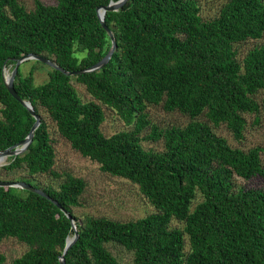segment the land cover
<instances>
[{"label": "trees", "instance_id": "1", "mask_svg": "<svg viewBox=\"0 0 264 264\" xmlns=\"http://www.w3.org/2000/svg\"><path fill=\"white\" fill-rule=\"evenodd\" d=\"M117 1H36L27 11L20 0H0V152L24 140L35 123L6 90L3 66L34 54L67 72L89 69L111 47L96 10ZM104 21L116 49L100 70L70 77L36 61L47 70L36 85V68L24 76L19 67L14 89L40 124L26 151L0 167V181L41 188L72 216L78 237L65 264H118L105 248L109 242L132 251L133 264H264V190L235 183L264 177V151L231 148L211 128L225 125L240 141L244 115L264 110V41L241 59L236 47L264 38V0H225L211 20L202 19L195 0H127ZM73 80L91 101L82 102ZM101 105L130 130L104 135ZM159 105L189 122L157 129L146 110ZM43 115L102 173L136 185L156 212L127 222L76 217L86 184L54 169ZM141 140H162L164 150H145ZM173 220L182 229H171ZM71 236L70 221L51 201L0 187V244L11 238L27 247L12 264H59Z\"/></svg>", "mask_w": 264, "mask_h": 264}, {"label": "rangeland", "instance_id": "2", "mask_svg": "<svg viewBox=\"0 0 264 264\" xmlns=\"http://www.w3.org/2000/svg\"><path fill=\"white\" fill-rule=\"evenodd\" d=\"M36 1L47 6L54 4V0H20V4L27 11H31L34 9ZM195 1L200 8V16L204 20L215 18L222 5L225 3V0ZM263 41L264 38L260 41L249 40L237 45L239 59L243 58L249 50ZM39 67L36 61L30 60L23 62L20 65V70L25 76L31 69L36 68L33 74L34 83L40 85L47 79V70L45 68L39 69ZM12 69V65L6 66L4 74H6L7 77L10 76ZM72 85L76 89L82 102L92 100L81 85L74 82V80L72 81ZM259 97L260 95L257 97L258 101L260 100ZM101 107L104 112V121L101 125V131L104 135L110 136L118 132L130 130L118 118L114 111L102 105ZM146 112L151 125L156 126L159 130L169 129L171 127H184L189 122L187 116L176 111L171 113L165 112L160 105L148 106ZM43 117L48 124L50 137L54 143V169L59 174H71L79 177L83 179L86 184L80 199L82 206L73 209V213L76 217L80 218L83 215H91L127 222L143 218L156 212L141 195L136 185L125 179L102 173L95 162L83 158L79 153L74 151L69 143L56 132L54 124H52L46 116L43 115ZM244 118L245 128L243 137L240 141H236L233 138L232 133L225 125H219L216 128L211 125V128L217 136L226 139L231 148L239 149L243 152H247L254 148H259L264 151V110L260 109L256 114H246ZM200 120L205 121L203 117H201ZM150 132V128H148L140 137L148 135ZM140 144L143 149L156 153H161L164 150L162 140L157 142L141 140ZM7 163L8 161L6 160L4 164L6 165ZM261 163L264 171V153L261 154ZM235 183L237 188L244 187L264 190V177H255L249 181L235 179ZM182 227L183 224L175 220L170 224L171 229H182ZM185 243L187 244L186 239ZM26 248L24 244L19 243L15 239L9 238L3 240L0 244V254L5 257V262L3 264H12V261L19 257ZM105 248L116 259L118 264H133L134 255L132 251H127L124 247L113 242L107 243ZM185 249H187V245Z\"/></svg>", "mask_w": 264, "mask_h": 264}, {"label": "water", "instance_id": "3", "mask_svg": "<svg viewBox=\"0 0 264 264\" xmlns=\"http://www.w3.org/2000/svg\"><path fill=\"white\" fill-rule=\"evenodd\" d=\"M126 2H127V0H119L117 2H110L105 7L97 8L96 13H97L98 20L100 22V25L105 30V32L107 33V35L109 36V38L111 40V47H110L108 53L106 54V56L101 61H99L97 64L90 67L89 69L77 71V72H67V71L62 70L53 61H51L45 57H41V56L34 55V54L26 55V56L20 58L19 60L15 61L12 72H11L10 76H8L7 78L5 77V74H4V70H5L6 66H3L2 77H3V81L5 84L6 90L18 103H20L22 105V107L27 109L29 114L35 119V123L32 126L31 130L29 131V134L27 135V137L24 140H22L21 142H19L18 144H16L15 146H13L11 148H8L6 150L1 151L0 156H5L7 158L12 157L14 159L18 155H21L22 153H24L32 141V137L34 135L35 130L37 129V127L40 124V118L38 115L35 114L30 102L22 100L18 96V94L16 93V91L14 89L13 82L16 78V75H17V72H18L20 65L23 62L30 61V60L37 61V62L43 63V64L49 66L50 68L57 70V71L61 72L62 74L66 75V76H70V77L77 76L79 74H84V73L100 70L103 66H105L109 62L113 52L116 49L115 38L113 36L111 29L105 24L104 15L107 12H116V11L120 10L125 5ZM4 165L5 164H2V165H0V167H2ZM0 187L16 188V189H21L24 191H28V192L37 194V195L44 197L45 199L51 201L54 205H56L63 212V214L70 221L71 229L73 230V236L67 237L66 245H65L63 254L59 257V264H65L64 255L66 254L67 250L74 244V242L76 241V239L78 237V231H77V228L75 226V222H74L72 216L67 211L61 209V207L58 205V203L56 201L52 200L47 194H45L41 188H34L33 186H31L29 184H26L24 182H17V181H8V182H1L0 181Z\"/></svg>", "mask_w": 264, "mask_h": 264}, {"label": "bare ground", "instance_id": "4", "mask_svg": "<svg viewBox=\"0 0 264 264\" xmlns=\"http://www.w3.org/2000/svg\"><path fill=\"white\" fill-rule=\"evenodd\" d=\"M5 77L7 78V75L5 74ZM7 160V157L5 156H0V165L4 164Z\"/></svg>", "mask_w": 264, "mask_h": 264}]
</instances>
